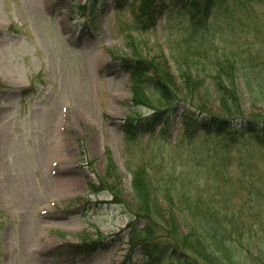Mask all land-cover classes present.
Here are the masks:
<instances>
[{
	"label": "rangeland",
	"instance_id": "obj_1",
	"mask_svg": "<svg viewBox=\"0 0 264 264\" xmlns=\"http://www.w3.org/2000/svg\"><path fill=\"white\" fill-rule=\"evenodd\" d=\"M129 1L123 5L120 0H0V264H122L127 257L144 263L140 247L128 242L127 228L139 209L130 170L139 158L137 149H144L142 157L152 149L164 151L168 165L177 166L179 156L168 157L172 144L192 131L193 119L207 118L199 109L222 113V105L200 89L191 97L169 61L153 57L158 52L153 45H147L150 54L138 55L153 57L167 70L169 79L162 88L168 99L151 86L149 70L142 75L127 69L132 60L133 66H144L136 72L146 69L145 60H135L127 46L124 36L129 31L139 40V29L147 27L152 43L155 34L167 46L173 43L168 26L180 19L162 7L164 15L158 19L156 12L154 25L148 10L138 14L137 5L143 0ZM169 1L158 0V4ZM248 11L250 21L218 24L211 37L217 47L240 45L241 115L262 125L264 98H255L264 92V0ZM236 17H243L242 10ZM133 86L140 87L141 104L133 102ZM158 112L168 116L165 125L172 144L145 134L139 146L127 148L126 121ZM242 120L229 124L237 128ZM257 133L264 141V130ZM234 147L224 186L231 207L226 214L238 223L237 237L241 232L246 238L240 242L245 256L256 262V253L264 259L255 246L264 234V148L255 147L249 157L254 165L251 182L238 163L246 152ZM188 153L189 148L183 158ZM198 172L202 176L201 167ZM163 207L156 210L165 217ZM179 222L178 230L187 234L191 225ZM247 225L252 228L247 230ZM176 233L173 239L184 242Z\"/></svg>",
	"mask_w": 264,
	"mask_h": 264
},
{
	"label": "trees",
	"instance_id": "obj_2",
	"mask_svg": "<svg viewBox=\"0 0 264 264\" xmlns=\"http://www.w3.org/2000/svg\"><path fill=\"white\" fill-rule=\"evenodd\" d=\"M120 1L123 5L130 3L128 0ZM259 1L263 0H170L167 5L160 6L158 0H143L141 5H137L138 14L144 9L149 11L148 19L152 20L154 25L158 23L154 20L155 17L158 15L159 19L164 15L163 8H169L170 14L179 15L180 19L175 21L173 26L172 24L168 26L167 36L173 43L167 46L161 43L155 34L152 43L145 33L147 27L139 29L137 34L140 36L139 40L129 31V34L124 36L127 46L131 47L135 60H145L146 69L136 72L144 66L132 64H129L127 69L131 70L132 74L142 75L149 74V70L153 75L151 86L168 99V93L162 88L169 79L168 72L162 70L159 64L169 61L191 97H194L196 89L197 92L200 89L201 94L222 105L221 114L200 108V112L208 114L205 115L207 118L193 119L192 131L189 134L184 132L183 141L178 140L175 144H172L170 136L167 135L169 133V128L165 125L168 122L167 115L163 118V114L158 112L148 117H140L134 122L133 119L126 121L124 130L127 148L139 146V139L148 134L151 138L163 140V144H172L174 148L168 157L179 156L181 159L177 166H169L164 151L160 153L152 149L148 156L144 157H142L144 149L139 148L136 151L139 152V158L130 170L133 199L139 209L134 211L136 218L130 219L127 228L131 247L139 246L146 257V261L141 264H264V259L259 253H256L259 260L256 262L245 256L248 254L240 242L246 238L241 232L239 234L242 239L237 237L238 223L233 224L227 218V208L231 207L225 199L224 187L229 178L228 167L232 163L234 146L237 147V152H246L241 154L238 163L243 177H250L248 180L252 182L250 172L254 165L249 161V157L254 155L255 147L264 148V141L257 133L264 130V123L262 121L263 124L260 125L259 121L246 119L241 115L240 68L244 64V59L240 53V45L231 43L232 46L217 47L212 43L214 39L211 37L218 24L231 25L233 20L240 23L250 21L251 12L248 10ZM87 7L84 5L82 9L87 10ZM239 9L242 10L243 17L238 19L236 15ZM156 12L159 14L154 15ZM138 18L140 17L135 16V19ZM147 45H153L158 50L159 55L156 53L153 57L155 59L157 57L160 62L152 61L153 57L149 60L143 59L145 58L143 55H138L141 51L150 54L151 48L149 49ZM207 77L210 79L205 85L204 80ZM253 78L255 80V77ZM132 91L133 102H139L140 87L133 86ZM260 96L264 98V92L256 96L255 100L260 99ZM233 119H243L242 124L233 128L229 124ZM225 133L227 134L225 137L216 139ZM187 148L190 151L189 157L183 158L182 154ZM200 167L203 170L202 176L198 172ZM154 191L160 202L153 195ZM212 198L216 201L214 204ZM160 207L165 208V217L156 210ZM137 219H141L142 223L139 224ZM179 221L184 225L188 223L191 225L187 234L178 230ZM246 228L249 230L252 226L247 225ZM176 232L182 239L184 238V242L181 239H173L178 235ZM259 237L257 239L259 242L255 246H259L258 251L264 254V234H260ZM190 238L194 240L193 243L199 245V251L190 244ZM251 247H254L252 243L250 249ZM181 250H184L185 254ZM240 250L245 253L239 254ZM127 263L138 264L130 257L122 262Z\"/></svg>",
	"mask_w": 264,
	"mask_h": 264
}]
</instances>
